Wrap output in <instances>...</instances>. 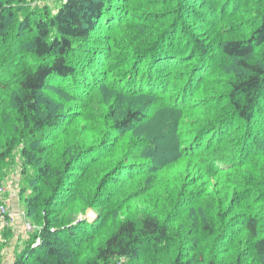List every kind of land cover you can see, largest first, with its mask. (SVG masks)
Returning a JSON list of instances; mask_svg holds the SVG:
<instances>
[{
    "label": "rangeland",
    "instance_id": "rangeland-1",
    "mask_svg": "<svg viewBox=\"0 0 264 264\" xmlns=\"http://www.w3.org/2000/svg\"><path fill=\"white\" fill-rule=\"evenodd\" d=\"M66 1L12 3L14 13L0 34L1 81L8 83L14 70L40 61L25 19L55 16ZM106 3L96 27L68 51L75 72L51 80L39 95L44 112L59 118L53 126L40 131L34 125L31 133L28 121H17L16 86L0 88V149L5 143L14 147L0 162L3 198L13 215L0 223V264H16L25 249L38 246L36 234L48 218L76 225V240L64 239L60 247L80 264L96 255L117 224L147 212L176 230L180 225L188 231L197 223L208 251L217 236L231 240L236 232L240 236L219 246V260L242 255L245 264H264L251 248L242 217L259 213L264 233V144L258 149L251 142L256 136L264 142V98L256 109L259 123L238 118L229 84L243 70L221 49L225 40L252 39L264 23V0ZM263 51L264 43L255 46L247 61L262 63ZM128 110L145 117L120 128L116 121ZM30 148L33 164L24 155ZM224 153L237 161L216 162L224 170L205 175L211 163L206 159ZM200 157L207 163H199ZM39 160L51 165L45 178L39 175ZM237 164H245L241 173ZM241 180L237 195L228 191L230 183ZM207 224L213 233L206 231ZM171 245L159 250L148 245L147 252L125 264H171L176 258ZM186 245L189 252L192 244ZM26 264L40 261L30 258Z\"/></svg>",
    "mask_w": 264,
    "mask_h": 264
},
{
    "label": "trees",
    "instance_id": "trees-1",
    "mask_svg": "<svg viewBox=\"0 0 264 264\" xmlns=\"http://www.w3.org/2000/svg\"><path fill=\"white\" fill-rule=\"evenodd\" d=\"M14 1L23 3L25 0H0V34L6 28V17L12 16L14 13L12 7ZM106 1L67 0L55 16L46 15L44 18L40 17L34 20H31L30 16H28L25 19V26L34 35L33 53L40 61L36 64L19 68L17 71L14 70L13 73H10L11 79H9L8 83L0 80V88L16 86L17 92L14 101L17 104V121H28L31 133L36 132L34 125L38 127V130L43 131L59 120L50 112H44L39 106V95L48 86H52L53 82H50L51 80H57V78L59 80L75 72V68L69 63L68 51L72 49L74 40L86 38L89 34L88 31L96 27L97 18L102 15L103 10L108 6ZM113 19L115 20V17ZM263 43L264 23L251 40H225L221 45L222 53L227 57L238 60L237 63L243 70L242 73L235 75L234 80L229 84V95L233 111L236 112L238 118L247 122L259 121L256 109H259V105L264 98V51L262 63H251L246 58L253 52L255 46ZM149 77L154 78L153 74H150ZM144 117L145 115L138 111L128 110L125 117L118 119L116 123L121 126L120 128L125 129L135 122L142 121ZM260 124L262 125V122ZM248 136L247 138H249ZM256 137H252L251 142L259 149L264 142L259 137ZM247 138H244L243 142L245 144H247ZM5 145V149H0V162L7 159L13 152V146H7V143ZM40 149L42 153L46 152L45 148L41 147ZM34 151L33 148L24 151V155L31 164L35 163L33 161L35 159ZM214 155L217 157L211 156L206 159L211 163L209 166L204 167L207 173L205 175L210 173L215 176L218 175V172L224 170L216 162H219L221 166H225L228 163L227 160H233L234 163V160L237 159L225 153L224 155ZM206 160L200 157L199 163H207L205 162ZM38 163L40 165L39 175L45 178L51 165H44L40 160ZM65 164L66 166L71 165L70 162ZM243 165L245 164H237L235 170L241 173L242 170L239 169L245 167ZM238 173L236 172V174ZM243 183V180L240 183L238 182V184L230 183L232 185L228 188V191H232L237 195L240 192L239 190L244 187V185H241ZM52 189L55 193L57 186H52ZM50 201L51 198L45 199L46 204L50 203ZM30 203L32 204L33 202L31 201ZM242 217H244L243 222L246 223V228H248V234L251 238V248L264 259V233L260 231V214L245 212ZM196 224L189 228L188 231H184L180 228V225L179 229L176 230L166 222H162L160 217L154 213L147 212L140 216H131L129 219L117 224L105 236L99 246H97L96 255L93 258L86 259L80 264H114L122 258L137 259L141 254L147 252L148 245L155 250H159V246H163L166 242L175 247L174 250L169 248L171 251H176L174 254L176 258L171 264H245L241 258L242 255L235 260H219L222 251L219 246L223 242L226 243L236 239L237 236H240L239 234L234 232L231 240L229 237L226 240L220 238L221 235L217 236L215 246L211 251H208L203 246L199 234V225ZM206 231L213 233V229L208 224L206 225ZM77 233L78 228H76V225H70L68 222L66 223V220H63L58 225L51 218H48L45 226L36 234L37 239L40 240L38 246H35V248L32 245L29 246L15 260V263L26 264L28 259L33 258L40 261V264H78L73 260L72 256L66 255L60 247L64 239L67 242H74L75 238H77ZM188 241L192 244L191 249H189V252H185L184 249L187 248L186 244Z\"/></svg>",
    "mask_w": 264,
    "mask_h": 264
},
{
    "label": "built area",
    "instance_id": "built-area-1",
    "mask_svg": "<svg viewBox=\"0 0 264 264\" xmlns=\"http://www.w3.org/2000/svg\"><path fill=\"white\" fill-rule=\"evenodd\" d=\"M4 192H5V187H4L3 183L1 182L0 183V223H3V221L9 222L11 220V218L13 217L12 213H9V211L7 209V203H6L5 199L3 198ZM25 228L27 229V231L33 230V226H31V224L29 222L26 223ZM114 264H125V259L122 258Z\"/></svg>",
    "mask_w": 264,
    "mask_h": 264
},
{
    "label": "crops",
    "instance_id": "crops-1",
    "mask_svg": "<svg viewBox=\"0 0 264 264\" xmlns=\"http://www.w3.org/2000/svg\"><path fill=\"white\" fill-rule=\"evenodd\" d=\"M10 205H11V208L13 210L12 212L15 213L16 212L15 210H17V208H16V203L14 202V200L11 202Z\"/></svg>",
    "mask_w": 264,
    "mask_h": 264
}]
</instances>
